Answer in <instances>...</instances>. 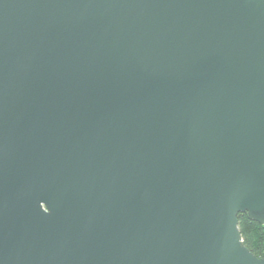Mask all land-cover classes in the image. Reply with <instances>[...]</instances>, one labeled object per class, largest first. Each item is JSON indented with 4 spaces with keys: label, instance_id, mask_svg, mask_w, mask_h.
Returning <instances> with one entry per match:
<instances>
[{
    "label": "water",
    "instance_id": "obj_1",
    "mask_svg": "<svg viewBox=\"0 0 264 264\" xmlns=\"http://www.w3.org/2000/svg\"><path fill=\"white\" fill-rule=\"evenodd\" d=\"M264 0H0V264H264Z\"/></svg>",
    "mask_w": 264,
    "mask_h": 264
},
{
    "label": "trees",
    "instance_id": "obj_2",
    "mask_svg": "<svg viewBox=\"0 0 264 264\" xmlns=\"http://www.w3.org/2000/svg\"><path fill=\"white\" fill-rule=\"evenodd\" d=\"M238 227L244 244L258 257L264 256V220H253L238 213Z\"/></svg>",
    "mask_w": 264,
    "mask_h": 264
}]
</instances>
